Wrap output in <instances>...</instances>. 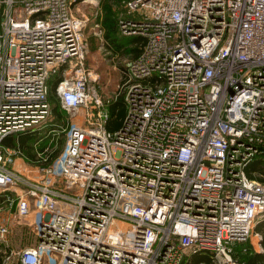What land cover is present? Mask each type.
<instances>
[{"label": "built area", "instance_id": "obj_1", "mask_svg": "<svg viewBox=\"0 0 264 264\" xmlns=\"http://www.w3.org/2000/svg\"><path fill=\"white\" fill-rule=\"evenodd\" d=\"M74 1L0 0V187L34 234L0 264H241L234 244L264 216V181L245 170L264 160V0H122L121 32L145 39L112 129ZM63 64L66 139L35 179L8 166L2 140L49 116Z\"/></svg>", "mask_w": 264, "mask_h": 264}, {"label": "rangeland", "instance_id": "obj_2", "mask_svg": "<svg viewBox=\"0 0 264 264\" xmlns=\"http://www.w3.org/2000/svg\"><path fill=\"white\" fill-rule=\"evenodd\" d=\"M105 3H110L117 19L118 34L121 36V41L126 43V38H129L128 36L132 34L121 32L118 24L119 20L126 13L122 0H75L72 4V12L78 16L86 18V25L83 28V35L86 43L83 58L84 64L86 68L92 71V75L95 76L94 83L98 86L102 98L104 100L110 99L111 101L112 96L118 90V84L121 81L122 68L125 62L133 55L132 51L126 49L130 47L129 45L124 46V48L121 46L118 48L114 44H109V42L107 43L106 37L104 36V28L101 22L104 14L103 5ZM64 67L65 64L61 65L57 72L51 73L49 77V89L50 83L52 84L56 78H60L64 74ZM53 94L55 95L54 91ZM49 103V116L43 119L42 122L23 129V131L30 129L33 132V138L30 139L28 146H25L23 149L18 145L15 148V151L12 152V149L6 148L4 144H2L4 155L12 157V160L7 163L8 166L11 167L12 165L17 167L19 168L18 172H21V174H25V176L28 177L35 176V179L39 178V172L37 171L36 165L40 164L41 156H46V161L49 162L55 159L63 147L66 139V132L63 130V127L65 126L68 113L65 110L62 115V119H59L58 125H56L52 121L54 117V104L53 100H50V98ZM18 156H22L23 160L28 163V167L24 169L19 167L17 161L14 164L13 159ZM26 157L31 159V161ZM13 186L10 187L11 189H8L9 192H13ZM3 193H5V191H3L0 187V222H9V232L6 234L4 241L0 238L1 258L9 250L16 251L24 245L31 244L34 241V234L31 231L30 226L26 223H19L16 221L17 219L14 206L9 208L7 204L8 201L2 200ZM12 216H14V218ZM262 217L264 216H259L254 221V225L250 233V236L254 241L259 236V233L255 234L254 226ZM188 255L189 253H187L186 256Z\"/></svg>", "mask_w": 264, "mask_h": 264}, {"label": "trees", "instance_id": "obj_3", "mask_svg": "<svg viewBox=\"0 0 264 264\" xmlns=\"http://www.w3.org/2000/svg\"><path fill=\"white\" fill-rule=\"evenodd\" d=\"M103 7L104 14L101 22L104 28V36L106 37L107 43L109 42V44H114L118 48L120 46L124 48V46L129 45L130 47L126 49L132 51L133 56L136 55L140 50V47H138L137 44L141 45L144 42V36L141 34H132L128 36L129 38H126V43L122 42L121 36H119L118 34L117 19L114 11L111 8L110 3H105ZM58 79L59 77L56 78L55 81L52 82V84L50 83V89L48 94V99L50 98V100H53L54 117L52 121L56 125H58V120L62 119V115L65 112V110L61 108L59 98L57 97L54 91V87ZM53 91L56 96L53 94ZM108 106L112 117L109 119L106 126L108 129L116 128L119 126L125 110L122 95H119L116 100L111 101ZM32 134L33 132L30 129L24 131H14L7 134L3 138L2 144H4L5 146L19 145L24 149L25 146L29 145L30 139L33 138ZM245 170L248 176L256 177L257 179L264 181V160L262 158H254L253 160H251L247 164ZM254 228L255 231H258L260 233V244L262 246V250L259 251L254 249L253 244L249 240L250 235L244 240L236 241L233 247V254L239 259V261H241V264H264V217L257 221ZM186 255L184 256L181 264H199L200 262L207 263L210 261L208 255L204 253H189L188 256Z\"/></svg>", "mask_w": 264, "mask_h": 264}, {"label": "crops", "instance_id": "obj_4", "mask_svg": "<svg viewBox=\"0 0 264 264\" xmlns=\"http://www.w3.org/2000/svg\"><path fill=\"white\" fill-rule=\"evenodd\" d=\"M137 46L139 47L140 45H138L137 44ZM132 55H133V52H132ZM124 109H125V107H124ZM125 111V110H124ZM5 146V145H4ZM6 148H10V149H15L17 146H8V145H6L5 146ZM11 150V151H12ZM27 158V157H26ZM28 160H30L31 161V159H29V158H27ZM14 164H15V162L17 161L18 163V165H19V167H21V168H26V167H28V163L26 162V161H24L23 160V158H22V156H18V157H14ZM10 168H14V170L16 171V172H18L19 171V168H17V167H14V166H12L11 165V167ZM18 173H21V172H18ZM12 187V186H11ZM14 188V190H13V192H9L8 191V193H10V194H12V195H16V193H19L20 191H23L24 189H25V186L24 185H18L17 187L16 186H13ZM11 189V188H10ZM259 232L258 231H255V234H258ZM260 233H259V236H258V238H256L255 239V241L252 239V237L251 236H249V240L251 241V243L253 244V247H254V249L255 250H262V246H261V244H260Z\"/></svg>", "mask_w": 264, "mask_h": 264}]
</instances>
